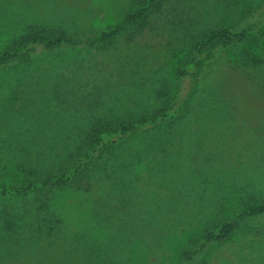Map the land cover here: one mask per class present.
<instances>
[{
	"label": "rangeland",
	"instance_id": "1",
	"mask_svg": "<svg viewBox=\"0 0 264 264\" xmlns=\"http://www.w3.org/2000/svg\"><path fill=\"white\" fill-rule=\"evenodd\" d=\"M161 3L151 15L156 24L135 27L134 41L126 33L89 47L87 40L139 0H0V50L32 24L80 43L7 71L18 78L14 87L0 81V131L9 120L39 125L44 138L50 125L82 129L108 111L145 110L161 88L174 96L183 89L173 72L178 55L211 27L239 25L264 0ZM256 42L264 48V27ZM236 53L222 52L207 67L179 120L163 127L167 135L150 145V156L122 175L126 184L121 173L84 175L55 193L62 211L58 216L54 206L55 220L39 193L0 199V264H264V217L193 262L180 258L214 221L249 199L264 200V49L254 68H237Z\"/></svg>",
	"mask_w": 264,
	"mask_h": 264
},
{
	"label": "trees",
	"instance_id": "2",
	"mask_svg": "<svg viewBox=\"0 0 264 264\" xmlns=\"http://www.w3.org/2000/svg\"><path fill=\"white\" fill-rule=\"evenodd\" d=\"M161 9V0H139L135 9L101 32L96 40H87L85 45L110 43L126 33L131 35L129 40L134 41L139 36L134 28L153 27L156 22L151 15ZM263 27L264 5L261 4L246 14L239 25L215 26L204 31L190 49L178 55L177 65H174L173 72L183 82V89L174 96L168 89H158L155 103L145 110L120 114L108 111L94 117L82 129L77 123L69 124V129L50 125L44 138L39 134V125L5 120L7 126H2L0 131V199L39 193L45 215L55 220L52 216L55 205L56 213L59 211L55 193L79 182L84 175L90 178L103 173L104 178L112 179L121 173L120 179L126 184L122 175L150 156L153 150L150 145L167 135L161 129L171 128V123L179 120L188 99L201 90L207 67L222 52L237 50L234 60L237 68L262 64L264 48L256 45V41ZM79 44L60 29L28 25L10 45L0 50V81L14 87L18 77L7 76V71L14 66L32 61L41 52L52 53ZM5 76L8 79L5 80ZM61 213L59 211L58 216ZM260 217H264V200L245 201L234 215L214 221L191 247L182 249V262H193L210 247L231 240L238 230ZM89 258L86 256L84 260Z\"/></svg>",
	"mask_w": 264,
	"mask_h": 264
}]
</instances>
